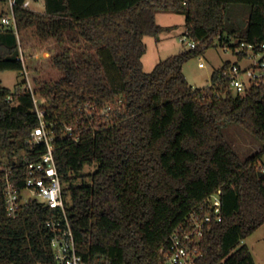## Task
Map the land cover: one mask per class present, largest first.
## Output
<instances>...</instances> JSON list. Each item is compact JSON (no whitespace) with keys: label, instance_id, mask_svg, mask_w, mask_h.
<instances>
[{"label":"trees","instance_id":"1","mask_svg":"<svg viewBox=\"0 0 264 264\" xmlns=\"http://www.w3.org/2000/svg\"><path fill=\"white\" fill-rule=\"evenodd\" d=\"M12 8L18 33L34 25L58 42L73 33L50 57L59 75L35 78L33 88L48 101L66 215L83 262L166 264L162 249L173 230L219 190L221 219L206 228L198 264H256L244 239L264 223V83L234 93L227 71L235 60H225L208 85L196 87L183 65L217 38L230 48L263 42L264 0H44L41 11L14 0ZM160 11L183 14V35L197 44L145 71L143 37L174 27L157 23ZM18 55L14 28L0 23V70L22 76L14 88L0 81V163L15 162L11 179L21 188L24 158L46 147L30 142L38 117ZM233 124L259 149L242 158L224 133ZM85 164L95 167L84 172ZM3 189L0 182V264H58L46 226L58 210L30 199L9 215Z\"/></svg>","mask_w":264,"mask_h":264},{"label":"built area","instance_id":"2","mask_svg":"<svg viewBox=\"0 0 264 264\" xmlns=\"http://www.w3.org/2000/svg\"><path fill=\"white\" fill-rule=\"evenodd\" d=\"M8 3L10 12L2 17L1 23L13 27L18 36L12 8L14 0H8ZM186 39L185 35L179 37L182 42ZM187 44L189 47H195L197 41L189 39ZM231 49L236 56L241 55L227 71L229 86L233 92L243 93L252 82L264 83V41L253 44L241 40ZM18 58L23 63L22 75L32 93L34 108L38 117V125L31 132L30 142L43 143L46 149L34 158H24L26 175L24 185L21 188H18L11 179L15 162L0 163V182L4 185L5 208L9 215H16L21 204L30 199H35L47 207L57 209L59 215L46 220V226L51 231L50 244L54 258L58 264H84L81 256L77 253L71 226L66 215L62 177L54 156V133L51 129L54 122L45 118L43 106L47 104V100L42 99L43 97L39 98L34 92L33 78L30 76L26 64L27 55L25 56V51L21 47L20 39ZM240 60H244V63H241ZM199 64L204 65L202 58H200ZM85 109H87V104H85ZM107 109L105 108L102 112H106ZM65 131L74 140L79 139V134L74 132L73 126L65 125ZM24 190L31 194V197L25 201H23L22 196ZM219 193V190L212 193L206 200V204H200L198 209L191 211L186 222L173 230L168 246L162 249L166 264H198V260L203 255L201 240L206 228L213 219H221Z\"/></svg>","mask_w":264,"mask_h":264},{"label":"rangeland","instance_id":"3","mask_svg":"<svg viewBox=\"0 0 264 264\" xmlns=\"http://www.w3.org/2000/svg\"><path fill=\"white\" fill-rule=\"evenodd\" d=\"M31 7L39 11L38 9L42 8V2L31 1ZM9 12V3L6 1L0 2V23L2 17ZM239 16H241V14ZM156 21L161 25L173 24L174 27L170 31H164L160 34L158 39L150 35L144 36L143 40L147 49L141 59L145 71H150L160 59H164L169 55L190 48L187 44V40L190 39L189 37L186 36L187 39L183 42L179 40V37L182 36L185 31L183 14L160 11L156 14ZM72 34V32L66 31L63 39L65 41L58 42L57 38L45 36L39 32L34 25L19 30L18 36L21 47L25 51V56L27 55L26 64L29 69V74L33 78L32 80H35V78L53 79L59 75L60 71L51 64L50 57L58 49L71 44L68 38ZM230 42L234 43L235 39L232 38ZM200 57H202L204 65L199 64ZM225 60L234 61L237 60V57L229 46L223 47L217 38L212 46L206 48L204 53L191 57L183 65V71L188 82L193 86H206L210 83L212 70L219 67ZM240 62L244 63V60H240ZM21 80L22 76L16 70H0L1 84L6 87L14 88L15 84ZM38 96L42 98V96ZM42 99L47 100L45 97ZM224 133L242 158L260 147L259 142L249 132L242 130L237 125H227L224 127ZM260 163L264 165V152L261 155ZM94 167L93 165L85 164L84 172H88ZM22 196L23 201H25L31 197V194L27 190H24ZM244 242L248 245L255 263L264 264V223L249 234L244 239Z\"/></svg>","mask_w":264,"mask_h":264},{"label":"crops","instance_id":"4","mask_svg":"<svg viewBox=\"0 0 264 264\" xmlns=\"http://www.w3.org/2000/svg\"><path fill=\"white\" fill-rule=\"evenodd\" d=\"M31 1H35V2H42V8H39L38 10L39 11H41V10H43V8H44V0H25V3H26V5L27 6H29V7H31ZM32 8V7H31ZM32 9H35V8H32ZM157 14V13H156ZM169 25H173V24H168L167 26H169ZM162 34V33H161ZM144 38V37H143ZM147 49V48H146ZM142 58V57H141ZM200 58H202V57H200ZM143 64V63H142ZM156 64V63H155ZM144 66V65H143ZM150 66H151V64H150ZM154 67V66H153ZM143 69H144V67H143ZM257 148V147H256ZM258 149V148H257Z\"/></svg>","mask_w":264,"mask_h":264}]
</instances>
